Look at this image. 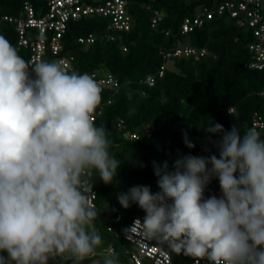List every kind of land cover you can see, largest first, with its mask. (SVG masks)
Masks as SVG:
<instances>
[{"label": "clouds", "instance_id": "9594fccd", "mask_svg": "<svg viewBox=\"0 0 264 264\" xmlns=\"http://www.w3.org/2000/svg\"><path fill=\"white\" fill-rule=\"evenodd\" d=\"M101 102L88 73L30 63L0 35V264H120L102 249L89 198L94 177L111 184L121 165L109 131L93 119ZM204 130L222 133L210 141L219 158L184 155L174 170L154 161L160 191L140 185L118 195L123 208L146 213L126 234L139 224L145 238L196 264H264V138L256 127L226 131L211 120ZM184 143L195 147L186 133ZM213 177L222 195L205 199Z\"/></svg>", "mask_w": 264, "mask_h": 264}, {"label": "trees", "instance_id": "16d2710c", "mask_svg": "<svg viewBox=\"0 0 264 264\" xmlns=\"http://www.w3.org/2000/svg\"><path fill=\"white\" fill-rule=\"evenodd\" d=\"M25 1L0 0V15L19 14ZM28 1L35 8L41 4L40 0ZM127 3L132 27L121 33L114 31L119 34L115 40L105 36L106 20L101 16L72 20L64 34L66 50L75 57V71L99 69L113 74L119 82L118 90L101 88V104L110 98L111 103L105 105L95 124L109 131L110 151L121 165L113 183L105 184L96 176L93 188L97 191L95 208L99 215L95 223L102 236V249L107 252V247L113 244L120 264L129 260L125 254L130 248L126 240L129 224L134 217L146 213L134 203L123 208L118 195L140 185L148 186L152 193L160 191L154 161L159 165L167 161L169 170H174V161L184 155L206 157L212 153L219 157L218 146L210 141L220 140L222 133L206 132V121L219 123L230 131L236 124L241 130L253 127L255 114L264 119V69L248 66L253 55L249 44L254 41V31L241 25L230 12L218 11L221 0H128ZM261 4L264 10V0ZM146 5L161 13L155 28L153 12ZM206 9L214 10L213 18L205 14L203 24L182 31L186 17L193 18ZM89 34L96 36L93 43L78 41ZM177 49L183 52L164 58V53ZM186 49H196L198 55L186 53ZM163 63L166 67L160 75ZM151 75L155 77L153 85L145 82ZM120 120L124 129L116 126ZM149 126H153V131L147 136L145 130ZM124 131L138 132L139 137L126 138ZM185 133L194 148L185 145ZM219 192V180L213 177L204 197L219 198ZM171 254L175 264H181L180 255L185 257L182 253ZM49 264L72 262L58 258Z\"/></svg>", "mask_w": 264, "mask_h": 264}, {"label": "built area", "instance_id": "2783aa9c", "mask_svg": "<svg viewBox=\"0 0 264 264\" xmlns=\"http://www.w3.org/2000/svg\"><path fill=\"white\" fill-rule=\"evenodd\" d=\"M39 8H35L26 0L22 5L20 13L17 15L4 13L0 15V35L6 37L10 43L17 49L18 53L28 62L37 63L40 61L57 62L61 64L67 71H75L73 66L74 55L66 50L64 43V34L68 30V24L72 20L80 19L85 16H101L106 20L105 36L111 40L122 31H129L132 27V15L128 11V0H40ZM218 5V11H228L233 17H237L239 23L249 26L254 31V41L249 44L250 50L253 52L252 59L248 62V66L252 68L264 69V10L262 8L263 0H221ZM147 9L153 12L152 26L155 28L161 19V13L153 9L150 5H146ZM213 18L214 10L206 9L198 13L195 17H186L182 24V31L192 30L194 26L204 23L205 18ZM114 31L118 33H114ZM96 36L89 34L78 38L80 43H93ZM126 50V48L124 47ZM182 49L174 52L164 53V58L171 55L182 53ZM186 53L197 54L196 49H186ZM166 64L160 68L159 74L163 75ZM31 71V68L29 69ZM92 76L101 88H114L118 90L119 82L117 78L108 72L99 69L84 72ZM146 83L153 85L155 77L148 76ZM264 92V90H263ZM111 103V98L101 104L97 111L93 114L96 123L99 115L104 110L106 104ZM233 110V108L231 109ZM253 127L261 132L264 138V119L255 114L253 118ZM123 121H118L116 126L124 129ZM153 126H149L145 130V134L150 136ZM126 138H138V132L124 131ZM214 154L208 153L206 157ZM219 158V157H218ZM94 187V185H93ZM222 195L221 190L218 197ZM91 204L96 207L97 191L93 188V192L89 193ZM144 218L134 217L129 224L128 229L134 226L135 221L142 224ZM140 225L137 224L132 232L126 234V240L129 242L130 248L126 249L132 264H175L172 254L167 244H160L155 239H147L139 231ZM107 252H115L113 244L107 247ZM59 257H56V260ZM99 257L90 260L87 264H98ZM179 261L181 264H196L192 257H182ZM199 264H211L206 258L200 260Z\"/></svg>", "mask_w": 264, "mask_h": 264}, {"label": "rangeland", "instance_id": "374dc122", "mask_svg": "<svg viewBox=\"0 0 264 264\" xmlns=\"http://www.w3.org/2000/svg\"><path fill=\"white\" fill-rule=\"evenodd\" d=\"M141 217H145V216H141ZM123 264H132L129 260H128V262H124Z\"/></svg>", "mask_w": 264, "mask_h": 264}, {"label": "crops", "instance_id": "0c3cea01", "mask_svg": "<svg viewBox=\"0 0 264 264\" xmlns=\"http://www.w3.org/2000/svg\"><path fill=\"white\" fill-rule=\"evenodd\" d=\"M169 249V248H168Z\"/></svg>", "mask_w": 264, "mask_h": 264}]
</instances>
